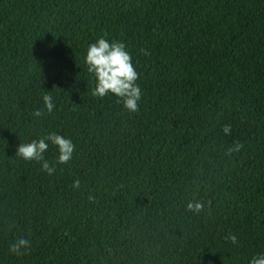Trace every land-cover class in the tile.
<instances>
[{
  "label": "trees",
  "instance_id": "16d2710c",
  "mask_svg": "<svg viewBox=\"0 0 264 264\" xmlns=\"http://www.w3.org/2000/svg\"><path fill=\"white\" fill-rule=\"evenodd\" d=\"M101 36L132 55L138 112L92 95L85 56ZM45 94L55 107L34 116ZM52 132L75 151L61 165L48 142V174L16 151ZM19 238L31 247L10 254ZM261 253L264 0H0V264H249Z\"/></svg>",
  "mask_w": 264,
  "mask_h": 264
},
{
  "label": "clouds",
  "instance_id": "9594fccd",
  "mask_svg": "<svg viewBox=\"0 0 264 264\" xmlns=\"http://www.w3.org/2000/svg\"><path fill=\"white\" fill-rule=\"evenodd\" d=\"M140 52L147 55L146 49L141 48ZM85 64L89 73L93 74L96 80L95 88L92 92L93 96L105 97L112 94L118 98V102L122 100L123 106L129 112L139 111V101L141 100V87L137 83L140 74L132 62V55L127 50V45L122 41L109 42L108 39L101 36L94 43L88 46ZM44 108L36 110L33 115L40 117L44 114L45 109L51 113L55 107L53 98L50 94L43 96ZM225 135L231 134V126L223 127ZM56 145L58 148V156L56 163L64 165L68 164L75 151V145L70 138H66L58 133H49L46 137L32 140L29 143L19 144L16 154L26 161H37L42 164V169L48 174L55 171V166L45 159L44 153L48 150L49 143ZM243 148V144L236 142L227 150L228 155L233 152H239ZM73 187L79 189L80 181L77 179L73 182ZM90 199H94L90 197ZM204 203L195 197L187 203V210L199 214L204 210ZM226 241H230L233 245L238 243V237L231 232L224 237ZM31 247V242L25 238H19L9 245V253L13 255H25ZM249 264H264V253L254 255Z\"/></svg>",
  "mask_w": 264,
  "mask_h": 264
}]
</instances>
